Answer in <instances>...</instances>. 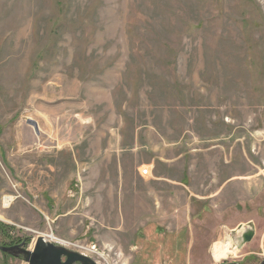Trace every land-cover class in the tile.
Returning a JSON list of instances; mask_svg holds the SVG:
<instances>
[{"label":"rangeland","instance_id":"rangeland-1","mask_svg":"<svg viewBox=\"0 0 264 264\" xmlns=\"http://www.w3.org/2000/svg\"><path fill=\"white\" fill-rule=\"evenodd\" d=\"M69 133L102 143L110 213L79 196L96 154ZM49 162L70 223L35 204ZM38 236L98 264H264V0H0V245Z\"/></svg>","mask_w":264,"mask_h":264},{"label":"crops","instance_id":"crops-1","mask_svg":"<svg viewBox=\"0 0 264 264\" xmlns=\"http://www.w3.org/2000/svg\"><path fill=\"white\" fill-rule=\"evenodd\" d=\"M98 142H96L93 145V142L91 143H79V141H75L72 142V139L70 137V133H69V137L64 139V146H65V150L71 151L72 152V148H75L78 150V147L80 148V151L82 150H91L94 149L95 150V157L94 158H88V156H83L79 159V163L81 165H87L88 167H91L88 169V173L87 175L83 176V182L81 183L80 186V195L82 194L83 190H86V192H88L89 189H91L92 187H94L96 189V199L92 200L90 199V197H85L84 199V204L87 206L88 210L90 212H95V213H100L101 215H103L105 212L106 213H110L111 210H104L103 204H104V195L102 193L104 186L100 187L97 184L93 185V184H88L89 182H97L98 178L101 177L102 175H100V165L98 163V159H100L101 155L104 157V154L101 153V149H99V146L102 144L101 142H99V140H97ZM99 153V155H98ZM108 159V158H107ZM109 160V159H108ZM72 161L74 162H78L76 157H74L72 159ZM47 168L49 171H45L43 169H40V166L37 167V178L35 180V183L37 185V190L36 192L33 194V197L36 198L37 201H35V204L38 205V207H42L43 205L45 206L46 202L49 204V207H53L54 212H58V214L54 217L55 219L58 220L59 223H70L72 222L70 217H66L69 215L70 211H71V207H66L67 203L69 202V199L67 197H65V195H63L61 193V190H56L55 187L48 185V182H51L56 175V171L54 168V164L52 163H47ZM93 166L96 168L95 173H93L92 168ZM146 166L150 169H152L153 167V163L151 161L146 163ZM148 169V173L150 175ZM121 172V171H120ZM132 178L134 180H140V181H144L141 178H139V176L135 173V168L132 170ZM147 173V174H148ZM146 174V175H147ZM146 175H141L143 178H146ZM147 175V176H149ZM71 178V177H70ZM107 179H102L103 182H112V179H108L110 178L108 175H106ZM123 179H118L117 181H122ZM147 181L149 179H146ZM110 190V189H109ZM83 196V195H82ZM81 196V197H82ZM47 207V208H49ZM122 207L123 206H119L118 205V211L122 213ZM60 209V212L58 211ZM66 217V219H65ZM53 218V219H54ZM227 227V226H226ZM116 232L119 233L118 230H116ZM223 238V233L222 234H217V236L215 237L213 243L218 240ZM224 239V238H223Z\"/></svg>","mask_w":264,"mask_h":264},{"label":"water","instance_id":"water-1","mask_svg":"<svg viewBox=\"0 0 264 264\" xmlns=\"http://www.w3.org/2000/svg\"><path fill=\"white\" fill-rule=\"evenodd\" d=\"M34 129L37 124L33 120L28 121ZM254 232L251 229H244L241 234L243 241H249ZM21 244H24L23 242ZM0 250L10 254H21L26 264H98L93 258L73 249H70L58 242H52L43 236H38L31 249H25L18 245H0ZM264 262V261H263Z\"/></svg>","mask_w":264,"mask_h":264},{"label":"built area","instance_id":"built-area-1","mask_svg":"<svg viewBox=\"0 0 264 264\" xmlns=\"http://www.w3.org/2000/svg\"><path fill=\"white\" fill-rule=\"evenodd\" d=\"M141 175H146L148 173V169L144 168L140 171ZM63 245V244H62ZM69 247H68V246ZM70 249H73L75 251H78L80 253H83L85 255L90 256L94 260L98 258H101L103 261L105 260L108 256H106V253H101V251L97 248V246L94 243H69L67 242L66 245H64ZM109 250H113L111 245L108 246ZM114 248V247H113Z\"/></svg>","mask_w":264,"mask_h":264},{"label":"bare ground","instance_id":"bare-ground-1","mask_svg":"<svg viewBox=\"0 0 264 264\" xmlns=\"http://www.w3.org/2000/svg\"><path fill=\"white\" fill-rule=\"evenodd\" d=\"M13 200V196H11V195H6V196H4V198H3V205L5 206V207H7L9 204H10V202ZM45 237V236H44ZM49 237L50 238H54L53 237V235L52 234H50L49 235ZM61 243H65V242H62V241H60ZM225 243V242H224ZM221 245H223V244H221ZM221 245H219V244H215V246H214V248H213V253H212V256H213V258H214V260H219V258H220V254H221V252L222 251H224L223 249H226L227 247H225L224 245L223 246H221ZM224 255V254H223ZM223 258V257H222Z\"/></svg>","mask_w":264,"mask_h":264},{"label":"flooded vegetation","instance_id":"flooded-vegetation-1","mask_svg":"<svg viewBox=\"0 0 264 264\" xmlns=\"http://www.w3.org/2000/svg\"><path fill=\"white\" fill-rule=\"evenodd\" d=\"M18 244H19L20 246L24 247V244H21V241L9 243L7 246L18 245ZM4 253H5V252H4Z\"/></svg>","mask_w":264,"mask_h":264}]
</instances>
